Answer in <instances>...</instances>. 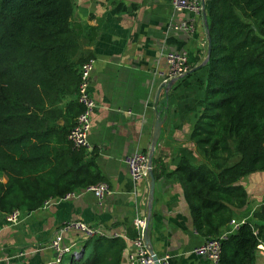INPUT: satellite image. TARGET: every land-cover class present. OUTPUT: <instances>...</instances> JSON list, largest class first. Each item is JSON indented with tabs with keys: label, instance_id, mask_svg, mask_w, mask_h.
Returning a JSON list of instances; mask_svg holds the SVG:
<instances>
[{
	"label": "trees",
	"instance_id": "trees-1",
	"mask_svg": "<svg viewBox=\"0 0 264 264\" xmlns=\"http://www.w3.org/2000/svg\"><path fill=\"white\" fill-rule=\"evenodd\" d=\"M70 15L69 0H0V226L13 209L29 212L103 181L94 154L67 140L81 111L79 66L92 59L78 51ZM206 20L202 106L188 134L199 162L181 156L173 170L204 239L247 204L239 179L264 172V0H208ZM93 37L91 29L83 39ZM82 244L87 256L72 251L66 264H120L122 238ZM258 244L264 192L251 218L221 241L217 264H254Z\"/></svg>",
	"mask_w": 264,
	"mask_h": 264
},
{
	"label": "crops",
	"instance_id": "crops-1",
	"mask_svg": "<svg viewBox=\"0 0 264 264\" xmlns=\"http://www.w3.org/2000/svg\"><path fill=\"white\" fill-rule=\"evenodd\" d=\"M69 26L78 36V51L92 56L90 92L95 108L87 132L86 151L109 188L100 201L83 188L37 209L21 212L17 224L0 226V264H42L52 258L49 239L57 226L78 219L102 231L104 236L122 238L120 264L133 250L136 231L132 221L146 216L147 181L133 182L122 162L133 152L147 153L157 104L162 125L151 155L155 174L149 215L150 247L157 258L167 256L171 264H213L192 248L204 238L193 229L189 209L173 173L181 156L199 162L188 139L198 116L206 78V8L200 15L176 11L169 0H69ZM192 31L174 28L180 22ZM94 31L86 42L85 32ZM185 51L189 71L173 80L167 92L157 88L166 72L164 53ZM205 62V63H204ZM166 93V97H165ZM244 177H248L247 179ZM239 179L247 192V204L235 211L234 219L249 220L264 192V174L255 172ZM72 251L82 256L87 248L74 232L64 236ZM264 264V257L255 251ZM86 256V255H85ZM67 263V260L64 264ZM63 264V262H62Z\"/></svg>",
	"mask_w": 264,
	"mask_h": 264
},
{
	"label": "built area",
	"instance_id": "built-area-1",
	"mask_svg": "<svg viewBox=\"0 0 264 264\" xmlns=\"http://www.w3.org/2000/svg\"><path fill=\"white\" fill-rule=\"evenodd\" d=\"M172 8L176 11H185L191 15H200L203 10V0H169ZM174 28H180L186 31H192L193 26L189 22H180ZM92 59L83 62L79 66V79L77 84L76 100L81 105V111L75 118L73 127L67 134V140L76 148L86 149L88 147L87 132L90 127V118L95 108V102L90 92ZM164 62L166 72L163 74L162 81L181 77L189 71L187 55L185 51H167L164 53ZM129 178L136 182L146 177L147 155L145 152H133L126 155L122 160ZM93 194L97 201H100L109 188L103 181L94 185L83 188ZM68 194V193H67ZM67 194H65L67 196ZM64 195V196H65ZM21 219V211L17 209L11 210L5 215L7 224H17ZM244 220L230 219L223 230L214 237L205 238L200 244L192 248V252L196 255L204 256L213 264H217L220 252L221 241L228 234L235 231L240 223ZM132 225L136 231V237L132 240L133 250L126 255L127 264H155L151 254L142 241V233L145 225L144 217H136L132 221ZM74 232L82 240L104 236L102 231L96 227L89 226L85 222L73 219L60 223L48 242V247L52 251V258L42 264H61L65 255L70 254L72 244L64 242L65 234ZM256 251L264 257V244H258ZM158 264H171L167 256L157 258Z\"/></svg>",
	"mask_w": 264,
	"mask_h": 264
},
{
	"label": "water",
	"instance_id": "water-1",
	"mask_svg": "<svg viewBox=\"0 0 264 264\" xmlns=\"http://www.w3.org/2000/svg\"><path fill=\"white\" fill-rule=\"evenodd\" d=\"M203 18L205 19V12L203 9ZM205 26V32H206V44H207V52H206V60L207 61V57H208V52H209V46H210V40L208 37V33H207V24L204 23ZM204 62V63H205ZM173 80H169L168 82L162 83L158 86L157 91H156V95H155V101L157 100V96L159 94V91L161 88L164 89L165 92H167V90L170 88L171 83ZM165 97H166V93H165ZM154 110H155V117H154V121L152 124V130H151V136H150V144H149V148L148 151L146 153L147 155V162H146V181H147V198H146V216H145V225H144V230L142 233V241L143 244L146 246L148 252L151 254L154 263H157V257L155 256V254H153L151 247H150V242H149V236H148V227H149V215H150V209H151V201H152V196H153V188H154V177H153V173L151 170V155H152V151L153 148L156 144L157 138L159 136L160 133V128L162 125V118H160L159 116V111L157 109V104L154 105ZM80 256H82V252L80 253Z\"/></svg>",
	"mask_w": 264,
	"mask_h": 264
},
{
	"label": "rangeland",
	"instance_id": "rangeland-1",
	"mask_svg": "<svg viewBox=\"0 0 264 264\" xmlns=\"http://www.w3.org/2000/svg\"><path fill=\"white\" fill-rule=\"evenodd\" d=\"M262 174H264V172H262ZM244 178L247 179L248 177H244ZM88 252H89V249L87 248L86 254H85L86 256H87ZM66 259H67V256L65 255L64 258H63V264L66 262ZM260 262H261L260 258L255 255V264H260Z\"/></svg>",
	"mask_w": 264,
	"mask_h": 264
}]
</instances>
